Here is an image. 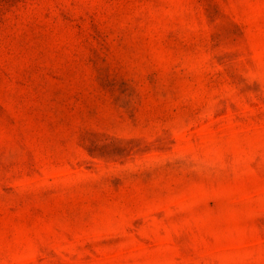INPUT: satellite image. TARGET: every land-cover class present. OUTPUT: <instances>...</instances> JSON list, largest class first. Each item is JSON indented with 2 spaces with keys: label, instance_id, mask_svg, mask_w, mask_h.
<instances>
[{
  "label": "rangeland",
  "instance_id": "rangeland-1",
  "mask_svg": "<svg viewBox=\"0 0 264 264\" xmlns=\"http://www.w3.org/2000/svg\"><path fill=\"white\" fill-rule=\"evenodd\" d=\"M0 264H264V0H0Z\"/></svg>",
  "mask_w": 264,
  "mask_h": 264
}]
</instances>
